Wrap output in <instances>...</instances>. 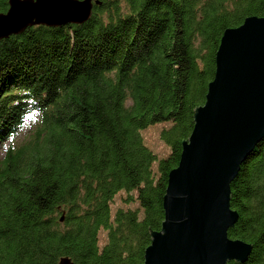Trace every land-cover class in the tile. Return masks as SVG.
I'll list each match as a JSON object with an SVG mask.
<instances>
[{"label":"trees","instance_id":"16d2710c","mask_svg":"<svg viewBox=\"0 0 264 264\" xmlns=\"http://www.w3.org/2000/svg\"><path fill=\"white\" fill-rule=\"evenodd\" d=\"M98 1L81 23L32 24L0 38V146L9 140L0 155V264L61 256L141 264L220 35L264 14V0ZM7 8L0 0V12ZM31 115L32 133L16 142ZM161 121L170 122L158 134L169 152L156 158L139 130ZM119 189L135 190L140 216L116 208L110 218ZM229 205L237 219L227 236L251 249L226 264H264V135L230 181Z\"/></svg>","mask_w":264,"mask_h":264},{"label":"water","instance_id":"95a60500","mask_svg":"<svg viewBox=\"0 0 264 264\" xmlns=\"http://www.w3.org/2000/svg\"><path fill=\"white\" fill-rule=\"evenodd\" d=\"M98 0H8L0 38L32 24L81 23ZM177 164L167 172L159 229L150 230L141 264H226L246 260L251 244L230 238L237 219L229 183L264 135V14L224 28L204 100L192 110ZM63 220V214L60 216ZM60 264H71L67 256Z\"/></svg>","mask_w":264,"mask_h":264},{"label":"rangeland","instance_id":"374dc122","mask_svg":"<svg viewBox=\"0 0 264 264\" xmlns=\"http://www.w3.org/2000/svg\"><path fill=\"white\" fill-rule=\"evenodd\" d=\"M34 113V112H33ZM31 114V113H30ZM29 114V115H30ZM28 115V116H29ZM35 116L31 115L26 121L24 122L22 128H20L19 133L16 137V142L27 138L33 131L35 127ZM169 121H161L155 122L153 124H149L144 128L139 130L143 143L155 154L156 158L165 156L169 152V146L164 143L159 138V130L163 127H167L169 125ZM9 143V140L6 141L4 147L0 146V155L4 154V148ZM155 165L156 161L151 163V169L155 174ZM116 208H131L138 210V216L141 215V208L138 205L137 200L135 199V190H131L126 192L123 189L117 190L110 202H109V211H110V218H112L113 212ZM107 231L103 228H100L98 231V245L102 246L106 241Z\"/></svg>","mask_w":264,"mask_h":264}]
</instances>
